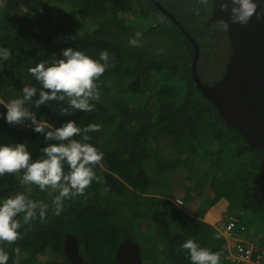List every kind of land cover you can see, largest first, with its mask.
<instances>
[{
  "label": "trees",
  "instance_id": "obj_1",
  "mask_svg": "<svg viewBox=\"0 0 264 264\" xmlns=\"http://www.w3.org/2000/svg\"><path fill=\"white\" fill-rule=\"evenodd\" d=\"M156 1L199 45L198 75L203 63L221 55V43L226 47L220 62L225 72L231 57L230 41L221 20H211L213 4ZM124 13L133 14L135 23H128ZM151 15L158 17L154 24L149 21ZM138 30L143 36L133 47L128 41ZM0 46L11 50L0 61V112H6L4 105L10 99L22 95L25 84L40 87L28 69L41 60L55 59L69 46L95 59L100 51L109 52V67L97 80L98 98L90 101L92 111L72 109L67 101L53 100L40 105L37 112L56 127L67 120H75L81 127L88 123L101 126L89 133V142L104 153L94 165L100 180H93L83 194L65 199L59 214L50 207L43 221L37 216L22 224V238L0 242L10 254L8 264H71L64 251L67 235L78 240L80 255L88 264H117L118 246L127 239L137 243L143 220L151 221L155 229L150 240L142 238L137 243L142 264H191L188 250L180 247L188 238L219 251L222 257L226 241L216 226L228 222L226 214L241 219L247 239L264 242V236L254 235L264 227L259 176L262 150L249 146L197 88L192 75L194 44L152 0H0ZM224 72L208 83L212 85ZM60 106L70 111L62 114ZM28 107L36 108L31 102ZM166 137L172 148L178 147L177 155L186 156L161 163L159 173L179 168L192 172L196 153L209 157L211 166L216 163L209 184L212 199L200 214L202 222L190 218L184 204L140 196L116 175L131 181L132 172L149 160L151 150L157 151L150 142ZM16 141L25 142L33 158H39L45 146L43 136L32 130L29 120L9 124L0 117V143ZM216 142L217 149L210 148ZM21 174L0 176V198L23 191L51 205L59 190L48 187L42 191L38 185L21 184ZM172 223L179 225L175 233ZM239 227L235 236H240Z\"/></svg>",
  "mask_w": 264,
  "mask_h": 264
},
{
  "label": "clouds",
  "instance_id": "obj_2",
  "mask_svg": "<svg viewBox=\"0 0 264 264\" xmlns=\"http://www.w3.org/2000/svg\"><path fill=\"white\" fill-rule=\"evenodd\" d=\"M217 2L200 0L205 7ZM220 8L230 11L232 23L247 25L253 15L264 17V10H258L259 0H222ZM221 23L225 28L229 26L223 19ZM142 36L143 33L138 30L128 43L138 46ZM10 54V48L0 46V61ZM107 67L109 52L106 49L100 51L99 59H95L77 47H66L61 56L41 60L28 69L39 88L35 84H25L21 89L22 95L4 105L6 112H0V117L9 124L29 120L32 130L43 136L45 146L40 149V157L33 158L25 142L0 143V176L5 173L21 174L23 170L21 184H35L42 191L48 187L59 191L52 197L51 205L32 199L23 191L0 198V242L11 243L22 238L19 231L22 224H29L37 216L43 221L50 207L55 214H59L63 211L65 199L83 194L93 180H100L94 165L102 160L104 153L89 142V133L99 131L101 126L88 123L81 127L75 120H67L56 127L48 119L38 117L37 112L40 105L53 100L67 101L72 109L92 111L94 104L90 101L98 98L97 80ZM30 102L36 106L35 109L28 107ZM69 111L67 107L59 108L62 114ZM180 247L188 250L191 264H220L219 251L204 247L193 238L186 239ZM14 251L18 255L20 248ZM9 259V252L0 247V264H8Z\"/></svg>",
  "mask_w": 264,
  "mask_h": 264
},
{
  "label": "water",
  "instance_id": "obj_3",
  "mask_svg": "<svg viewBox=\"0 0 264 264\" xmlns=\"http://www.w3.org/2000/svg\"><path fill=\"white\" fill-rule=\"evenodd\" d=\"M152 2L194 44L192 75L197 88L213 103L226 124L235 128L249 146L262 150L259 176L264 201V17L253 15L247 25L232 23L230 11L220 8L222 0L213 5L211 20L223 19L228 22L231 57L223 76L211 85L204 83L197 73L200 51L195 39L159 2ZM258 10H264V0H259ZM64 251L71 264H88L80 255L79 242L74 236H66ZM115 259L117 264H142L141 247L127 239L118 246Z\"/></svg>",
  "mask_w": 264,
  "mask_h": 264
},
{
  "label": "rangeland",
  "instance_id": "obj_4",
  "mask_svg": "<svg viewBox=\"0 0 264 264\" xmlns=\"http://www.w3.org/2000/svg\"><path fill=\"white\" fill-rule=\"evenodd\" d=\"M123 16L128 23H135L136 21V17L133 14L124 13ZM149 21L152 24L156 23L158 21L157 15H151ZM220 48L222 53L219 57L203 63L199 68V75L204 83L209 84L208 82L218 78L222 72H224V67L220 64L222 60L221 56L226 53L224 43H221ZM148 95L149 93L147 92L146 96ZM150 143L157 151L151 150V157L149 160L144 165L140 166L139 169L132 172L131 181H127L119 173L116 175L140 196L164 197L170 200L172 204H174V200L177 198L183 200L184 212L190 218L197 220V222H202L199 216L202 217L200 214L203 213V210L212 199L209 184L211 181L210 176L216 170V168L213 167L216 163L213 162L211 166L209 157L206 158L196 153L195 156L192 157V166L194 167L192 172L188 169L179 168L178 170L161 174L157 170V167H159L161 163L166 164L164 162H171L177 156L184 159L186 155H177L176 148L178 147L175 146V149L172 148L171 140L167 137L151 141ZM210 148L216 150L217 142L213 143ZM164 159L166 160L164 161ZM216 174L218 175V173L214 175ZM177 226L174 223L171 224L172 233L179 230V225ZM153 229H155V227L151 221L143 220L140 226H138L139 237L136 238V242L141 243V240H143L142 238H144V240H150L153 235ZM256 232L254 235L260 234L264 236V227ZM149 244L150 242L146 245V249L150 248Z\"/></svg>",
  "mask_w": 264,
  "mask_h": 264
},
{
  "label": "built area",
  "instance_id": "obj_5",
  "mask_svg": "<svg viewBox=\"0 0 264 264\" xmlns=\"http://www.w3.org/2000/svg\"><path fill=\"white\" fill-rule=\"evenodd\" d=\"M176 204L183 205V200L176 199ZM227 223L217 228L225 239L224 254L221 257L223 264H264V242L251 241L246 238V228L241 219L235 215H225ZM240 225V236H235L236 226ZM250 232V235H253Z\"/></svg>",
  "mask_w": 264,
  "mask_h": 264
},
{
  "label": "crops",
  "instance_id": "obj_6",
  "mask_svg": "<svg viewBox=\"0 0 264 264\" xmlns=\"http://www.w3.org/2000/svg\"><path fill=\"white\" fill-rule=\"evenodd\" d=\"M202 218H203V216H202V217L199 216V219H200V220H204V219H202ZM199 219H198V220H199ZM214 226H215V225H214ZM219 226H220V225L216 226V228H219Z\"/></svg>",
  "mask_w": 264,
  "mask_h": 264
}]
</instances>
